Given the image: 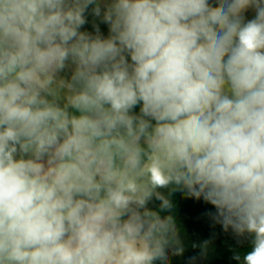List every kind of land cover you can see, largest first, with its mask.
Listing matches in <instances>:
<instances>
[{"label": "clouds", "instance_id": "9594fccd", "mask_svg": "<svg viewBox=\"0 0 264 264\" xmlns=\"http://www.w3.org/2000/svg\"><path fill=\"white\" fill-rule=\"evenodd\" d=\"M175 191L264 264V0H0V264H169Z\"/></svg>", "mask_w": 264, "mask_h": 264}, {"label": "trees", "instance_id": "16d2710c", "mask_svg": "<svg viewBox=\"0 0 264 264\" xmlns=\"http://www.w3.org/2000/svg\"><path fill=\"white\" fill-rule=\"evenodd\" d=\"M135 111H139V106ZM163 193L168 195V190L165 189ZM170 199L174 206L170 212L160 211V201L155 198L150 206L161 216L171 214L175 220L184 251L178 256L170 252L169 264H241L233 257L239 254L243 258L251 249V237H238L231 229L225 232L207 215L215 209L202 198L197 200L184 192L175 191ZM155 263L160 264L159 261Z\"/></svg>", "mask_w": 264, "mask_h": 264}, {"label": "rangeland", "instance_id": "374dc122", "mask_svg": "<svg viewBox=\"0 0 264 264\" xmlns=\"http://www.w3.org/2000/svg\"><path fill=\"white\" fill-rule=\"evenodd\" d=\"M210 2L214 3V0H210ZM253 16H254V10L250 9L248 12L245 13L246 19H251V18H253ZM93 20H94V18L91 16V14H88V23L82 28V30L93 32L94 31V29L92 27ZM95 22L99 25L101 33L104 36H107L108 35V26L106 24H104L103 22H101L99 20V18H95ZM58 91H59V95L62 99L64 96V90L60 89ZM164 190L165 189H161L160 191L164 192ZM152 201L148 204L149 209H150V206H152V203H153ZM240 263L243 264V259L240 260Z\"/></svg>", "mask_w": 264, "mask_h": 264}]
</instances>
